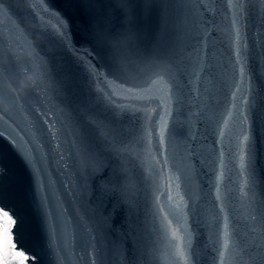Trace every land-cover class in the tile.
I'll use <instances>...</instances> for the list:
<instances>
[{"label": "water", "instance_id": "water-1", "mask_svg": "<svg viewBox=\"0 0 264 264\" xmlns=\"http://www.w3.org/2000/svg\"><path fill=\"white\" fill-rule=\"evenodd\" d=\"M13 66L38 86L19 101L0 92V207L22 221L9 259L19 250L24 264L257 257L264 0H0V73Z\"/></svg>", "mask_w": 264, "mask_h": 264}, {"label": "snow or ice", "instance_id": "snow-or-ice-1", "mask_svg": "<svg viewBox=\"0 0 264 264\" xmlns=\"http://www.w3.org/2000/svg\"><path fill=\"white\" fill-rule=\"evenodd\" d=\"M211 2V0H210ZM230 4L231 0H226ZM243 3H248V0H242ZM236 21H233V24H235ZM236 39H240L239 31L237 30L236 32ZM237 63H240L239 60H237ZM31 74L30 69H24L22 71H17L16 67L13 66L11 71L8 72L7 76H5L3 73H0V92L9 99L13 101H19L23 100L26 97L30 96L33 94L35 87L38 86V83L34 82L33 84H29L27 82V77ZM243 74V69H241V75ZM21 82H24L25 87L21 89L20 85ZM226 118L223 119V126L219 130V136L221 139L225 137V129L228 126L229 119L232 118V112L230 109L226 110ZM247 117H245V120ZM250 141V137L247 133L243 135V141L248 142ZM161 143H163V133H161ZM240 168H241V175H244V155L241 154L240 156ZM2 171V169H0ZM223 177V173L220 174L219 177H217V184H216V191H217V196L216 200L220 201L221 197L219 195L220 192V183L219 181ZM245 186H247V181ZM242 186L240 191L242 195H247V193L244 191V187ZM41 188H43V185H41ZM171 199V197H169ZM220 212H224V208L221 206L220 207ZM0 217L3 218V225H2V230H3V236H4V243H5V258L0 264H12V260H15L16 258H19L20 264H24V261H26L29 257L25 255V252L23 250L19 251H13L11 253V259H9L8 255V249L11 248L13 250L17 249V245L19 243L17 237V233L15 232V228L19 227L22 224V221L20 218H15L13 215L9 214V211H5L2 207H0ZM255 219V217H253ZM19 221V223H18ZM233 234H235V230H233ZM172 236L175 239H179L177 232L173 231ZM223 236L225 237L223 247L226 250L229 245V241L227 237L229 236V218L227 216L224 217V222H223ZM252 248H254L257 252V257L255 259L250 260V264H256V259L259 260L260 264H264V244H260L259 246L256 244L255 241H253ZM178 255L180 256L181 259L185 258V254L183 250H181L179 247L177 248ZM220 256V264H224V252L221 251L219 253ZM250 256V253H249ZM33 260L36 259L35 256L32 257Z\"/></svg>", "mask_w": 264, "mask_h": 264}, {"label": "clouds", "instance_id": "clouds-1", "mask_svg": "<svg viewBox=\"0 0 264 264\" xmlns=\"http://www.w3.org/2000/svg\"><path fill=\"white\" fill-rule=\"evenodd\" d=\"M21 89H23L25 87V84L24 82H21V85H20Z\"/></svg>", "mask_w": 264, "mask_h": 264}, {"label": "rangeland", "instance_id": "rangeland-1", "mask_svg": "<svg viewBox=\"0 0 264 264\" xmlns=\"http://www.w3.org/2000/svg\"><path fill=\"white\" fill-rule=\"evenodd\" d=\"M1 262V261H0Z\"/></svg>", "mask_w": 264, "mask_h": 264}]
</instances>
